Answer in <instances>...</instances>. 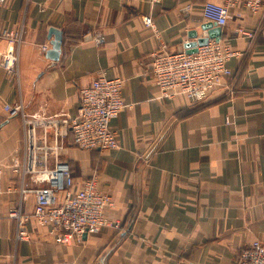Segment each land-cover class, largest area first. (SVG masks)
<instances>
[{"label":"crops","instance_id":"obj_1","mask_svg":"<svg viewBox=\"0 0 264 264\" xmlns=\"http://www.w3.org/2000/svg\"><path fill=\"white\" fill-rule=\"evenodd\" d=\"M206 1L6 0L0 5L5 189L0 215L18 204L24 183L38 186L14 169L23 160V124L21 117L8 115L6 104L22 102L38 120L69 121L77 115L80 89L100 71L125 80L126 104L110 123L118 148L80 149L69 130L59 155L69 164L74 190L98 174L99 190L116 203L105 213L120 227L85 234L82 243H57L33 217L30 191L24 203L29 239L17 241L15 221L0 219V264H236L244 247L264 241V9L257 15L243 3L231 9L221 39L240 54L228 61L231 75L208 99L162 97L151 71V54L162 44L181 52L204 37L203 25L212 23L204 17ZM149 15L155 27L145 25ZM21 25L25 33L14 75L1 65L7 47L2 35ZM52 28L63 33L57 60L48 57ZM96 34L104 36L103 44ZM43 44H49L46 52Z\"/></svg>","mask_w":264,"mask_h":264},{"label":"built area","instance_id":"obj_2","mask_svg":"<svg viewBox=\"0 0 264 264\" xmlns=\"http://www.w3.org/2000/svg\"><path fill=\"white\" fill-rule=\"evenodd\" d=\"M160 2L162 0H153ZM6 0H0L3 5ZM244 4L253 14L264 9V0H207L204 17L218 26H225L233 7ZM190 10V5L184 8ZM144 23L155 27L152 16H145ZM25 25L2 35L7 47L2 54L1 65L10 74L18 75L20 49L23 43ZM96 42L103 44L102 34L95 35ZM49 44L41 46L48 50ZM223 39H211L198 46L197 51L172 52L162 44L151 54V71L162 97L184 94L194 102H201L220 88L231 75L228 61L239 56ZM125 80L109 77L105 71L97 73L89 85L79 91L80 100L76 117L69 121L59 119L38 120L25 111L22 102L6 104L4 109L10 117H21L24 133L23 160L14 164L16 172L36 183L37 187L23 184L20 200L0 219H13L16 223L15 239H29L28 222L30 215L24 212L26 193L35 194L33 217L41 226H47L57 243H82L85 234L99 232L104 227L119 228V220L110 219L106 208L116 205L109 193L98 188V174L94 173L83 186L74 190V177L68 162L59 155L66 147L69 130L73 143L83 150H111L119 147L117 132L110 127L126 107L123 97ZM52 126L46 131L47 126ZM42 128L44 131H42ZM4 165L0 162V201L5 189L3 186ZM236 264H264V241L255 239L244 247Z\"/></svg>","mask_w":264,"mask_h":264},{"label":"water","instance_id":"obj_3","mask_svg":"<svg viewBox=\"0 0 264 264\" xmlns=\"http://www.w3.org/2000/svg\"><path fill=\"white\" fill-rule=\"evenodd\" d=\"M216 24L213 23H207L203 25V29L205 30L204 37L198 38L194 42L187 43L186 47L188 48L187 52L192 53L197 51L198 46L207 44L208 41L212 38H215L216 40L221 39V32L222 28L221 26H217V28H214L213 26ZM51 32L54 33L55 38L52 41V47L48 51V57H50L53 60L59 59L61 55V49H62V32L57 29L52 28ZM191 36L196 37V33H192Z\"/></svg>","mask_w":264,"mask_h":264},{"label":"trees","instance_id":"obj_4","mask_svg":"<svg viewBox=\"0 0 264 264\" xmlns=\"http://www.w3.org/2000/svg\"><path fill=\"white\" fill-rule=\"evenodd\" d=\"M62 43H63V33H62Z\"/></svg>","mask_w":264,"mask_h":264}]
</instances>
